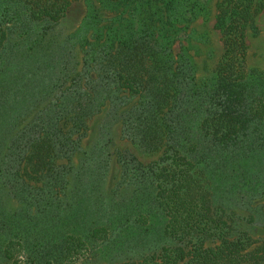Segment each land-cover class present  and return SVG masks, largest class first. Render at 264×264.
<instances>
[{"label": "trees", "instance_id": "16d2710c", "mask_svg": "<svg viewBox=\"0 0 264 264\" xmlns=\"http://www.w3.org/2000/svg\"><path fill=\"white\" fill-rule=\"evenodd\" d=\"M80 1L94 2L0 0L2 264L15 251L27 264H74L90 241L106 239L105 228L78 233L81 216L75 209L89 196L83 188L103 178L100 164L114 125L148 151L165 144L162 156L146 166L127 152L116 155L121 181L135 183L132 208L149 198L164 219L166 241L116 264H264V239L234 231L231 218L212 201L205 153L198 156L202 143L238 155L256 152L255 145L264 148V93H256L246 62L247 30L264 10V0H215L222 54L207 79L197 77L189 57L173 55L174 40L187 34L177 26L188 14L189 22L197 18L184 7L195 4L186 0H162L154 8L152 0H134L133 8V0H96L112 18L101 19L92 8L87 26L92 39L78 38L75 45L66 40L62 49L68 56L60 70L48 62L52 72L45 73L30 55L43 39L24 19L46 23L51 31ZM142 1L149 2L143 19L138 17ZM69 58L81 59L70 63ZM46 78L52 84L40 89ZM124 94L139 98V104L122 110ZM99 115L104 118L99 138L84 147L89 122ZM182 142L196 148L193 162L180 153ZM137 216V226L149 222L144 213Z\"/></svg>", "mask_w": 264, "mask_h": 264}, {"label": "rangeland", "instance_id": "374dc122", "mask_svg": "<svg viewBox=\"0 0 264 264\" xmlns=\"http://www.w3.org/2000/svg\"><path fill=\"white\" fill-rule=\"evenodd\" d=\"M93 1L92 6L82 1L72 4L62 23L51 31L48 30L46 23H27L24 19L25 25L30 26L33 34L39 40L43 39V45L35 47V51L30 55L32 59L47 68L45 73L52 72L48 62H51L56 70L66 60L68 52L62 49L66 40L71 45H75L78 38L85 36L92 39L91 30L87 27L91 24V17L94 15L92 8L100 13L101 19L112 18V13L104 10L96 0ZM186 1L195 4V7L191 5H184V7L191 11L195 10L197 18L189 22L190 14H188L177 26L185 30L187 34H181L174 40L173 55L175 58L189 57L196 65L197 77L207 79L222 54L220 34L214 28L215 0ZM146 2L142 1L138 13V17L140 15L142 19L146 16L149 5V2ZM150 4L154 8V5L161 7L163 3L162 0H152ZM130 5L133 8L136 1H131ZM137 22L138 18H134V23L137 24ZM19 31L16 28L17 35ZM246 44L249 79L256 93L261 96L264 93V10L247 30ZM71 53L76 54L75 51ZM78 60L71 61L69 58L70 63ZM49 81L48 78L41 81L40 89L51 85L52 82L49 83ZM121 97L122 110L135 108L139 104L140 99L137 97H129L126 94ZM103 120V116L99 115L89 122V137L83 141L84 147L98 140L96 131ZM111 139L112 142L106 148V155H104V164H100L103 167L100 169L103 172V178L88 188L87 186L83 188L89 198L78 201L75 209V214L81 216L78 233L89 235L91 229L105 228L107 236L106 239H98L92 243L90 241L89 250L74 264H116L128 259H138L141 255L158 250L166 242L161 235L164 219L159 212L154 211L155 208L149 198L140 197L138 207L132 208L134 202L130 198L133 195L135 183L127 186L121 181L122 170L116 161L117 153L127 152L128 157L146 166L162 156L165 144L156 151H148L124 138L119 125L112 127ZM181 145L180 153L193 162L196 157V148L194 149L190 142H182ZM255 147L256 152H240L238 155L233 149L210 148L209 145L202 143L198 147V156L202 157L201 153H205L204 162H206L212 201L231 218L234 231L246 232L254 239L263 240L264 148L261 149L257 145ZM140 213H144L146 218H149V222L144 227L134 223ZM93 221H96V224L92 225ZM33 230L36 233L40 229ZM1 241L7 242L4 239ZM3 262L4 260L0 258V264ZM27 263L24 255L15 251L7 264Z\"/></svg>", "mask_w": 264, "mask_h": 264}]
</instances>
